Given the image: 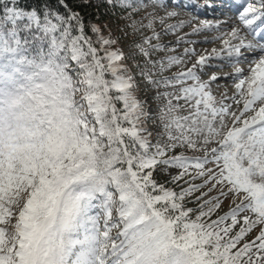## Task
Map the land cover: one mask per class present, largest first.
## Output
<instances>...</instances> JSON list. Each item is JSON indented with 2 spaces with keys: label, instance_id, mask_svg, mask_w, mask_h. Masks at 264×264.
Instances as JSON below:
<instances>
[{
  "label": "snow or ice",
  "instance_id": "obj_1",
  "mask_svg": "<svg viewBox=\"0 0 264 264\" xmlns=\"http://www.w3.org/2000/svg\"><path fill=\"white\" fill-rule=\"evenodd\" d=\"M58 2L67 15L0 0V264H264V55L246 76L224 74L240 77L231 95H214L215 74L201 78L208 60L264 53V43L233 26L219 51L163 75L185 63L151 58L165 47L154 28L163 17L132 20L133 32L152 29L134 47L145 59L139 75L164 100L165 140L153 143L116 40ZM135 2L106 0L133 12ZM237 18L264 41V0H245ZM219 26L204 20L192 32ZM176 148L203 154L168 155ZM160 166L178 171L160 183Z\"/></svg>",
  "mask_w": 264,
  "mask_h": 264
},
{
  "label": "rangeland",
  "instance_id": "obj_2",
  "mask_svg": "<svg viewBox=\"0 0 264 264\" xmlns=\"http://www.w3.org/2000/svg\"><path fill=\"white\" fill-rule=\"evenodd\" d=\"M163 1L165 2V5L163 4L161 0H160V3L155 4V5L152 4L151 0H142V3L144 5H147V7H142L140 6V0H136V2L133 3V8H139L138 11L133 12L131 8H127L126 9L127 12L126 11L123 13L112 12L108 20L97 24L101 27L103 35L108 36L110 33L111 36L116 40V43L111 45L110 47L119 48L125 54V59L122 61V63L126 64L129 67L131 74L134 76V78L136 79L138 83V88L136 89L137 96L141 100L145 101V107L149 114L146 120V127L148 129V132L152 133V136L150 137V139L152 140L153 143H155L157 139H160L161 141L165 140V137L161 134L163 132V129L159 126V120L157 118L158 105L163 104L164 100L163 98H161L160 100H156L154 98L156 89L152 88L151 85L147 84L144 81L143 77L139 75L140 69L136 67V65L137 63H139L141 67H143L145 63V59L142 55H140L137 52L136 48L134 47L135 44L142 43L143 37L150 36L152 34V29L142 28L137 32H133L132 28L128 27L131 21L135 20V21L147 24L148 20L152 16H155L157 18L163 17V22H161L160 19L155 20L154 28L157 33H160L158 40L165 47L163 50L152 53L151 58L155 60V59H158L159 57H163L166 55H177V56L183 55V58L185 60L184 64L172 67L168 71L164 72L163 75H171L174 72L180 71L187 67H191L192 64L196 62V59L198 56H201V55L207 56L210 54V53L208 54L201 53L199 55H196L197 54L196 51L199 45L209 46L210 44L211 45L213 44V46L214 47L216 46L217 50L219 51L220 48L217 47V44L220 43L222 47H223V44L221 42V39L218 37H220L221 33L230 31L231 27L233 26L241 27V35L245 36L246 40H253L252 36L249 35L247 31L242 28L237 18L238 12L240 10V6L238 7L236 11L232 12L228 7L221 8L220 6L221 4H219L221 3V0L220 1L219 0H185L184 2L194 3L196 8H194L193 11L184 12L181 9L182 8L181 4L178 6L174 4L176 0H163ZM216 1L217 2L219 1L218 4H216L217 12L214 15H211V9H210L211 7H205V5L213 6V4ZM187 3H185L184 5H186ZM197 9L202 10L203 15L194 13L195 10ZM121 10H125V9H121ZM168 12H175L176 15L168 16L167 15ZM181 20L188 21L190 25H188L187 27L185 23V26L183 25V27H178L175 31H170V30L165 31L166 25L177 24ZM204 20L212 21L214 23L219 21L220 26L218 28L202 29L201 31H198V32H192L193 27L194 26L198 27L200 25V22ZM138 26L139 25H137V27ZM201 35L206 36L205 38H210L212 35L214 37H217L218 39L213 40L211 42H207V43L199 42L200 40L199 36ZM178 37H182V39H180L179 42H177ZM93 39L95 40L94 36H93ZM237 42L233 41V43H237ZM253 42L255 43L257 41L253 40ZM151 43L152 44L157 43V39H153ZM145 47H147V45H145ZM185 48L194 49V52H190L187 55H184ZM246 54L245 55L247 57L248 55H250L249 53H246ZM261 55H264V53L260 52L255 57V59H258ZM222 58L219 61L215 62L216 64H218L217 67L206 66L203 69L201 78L208 79V77L212 76L213 74L218 76L220 73L224 71L226 72L228 70L236 69V66L237 68H240L242 70L245 68H249L250 61L245 62V61L239 60L238 56L236 57L237 62H235L234 64L235 66H233L232 68L222 66L227 60L225 57L223 59ZM211 60L212 59L208 60L206 64L210 65L209 63ZM207 70L210 71V73H207L206 72ZM247 73H248V70H247ZM239 78L240 77H237L235 81L237 82ZM223 81L224 82L226 81L228 83L227 80H221L220 82H223ZM215 82L211 85V87H212L214 95H217V97L219 98L220 97V94H218L219 89L217 88V85H215L216 84ZM232 83L233 82H230L224 90V92H226L228 95H231L235 91L234 84L232 85ZM163 90L164 89H160V91H163ZM168 90L171 91V89H168ZM158 134H161V135H158ZM182 151L186 152V154L188 155H202L203 154V153H197V152L188 150L186 148H176L172 152H169L168 155H175ZM163 167L164 166H160L157 169V172L161 173L164 176L166 175L165 177H167L166 179L168 180H170L171 175L176 174V172L178 171L177 169H174V168L168 169V171H164ZM185 179H187V177ZM196 182L199 183V181H196ZM180 184H183V181H181ZM169 187H176V186L171 184ZM178 190L179 189L177 188V191ZM201 191H206V189H201ZM194 195H199V192L195 193ZM209 195H216V191L214 190L212 193H209ZM192 199H194V197ZM205 199H207V197H205ZM230 202H231L230 198L228 200H225L224 204L222 205L221 212L227 210ZM187 206L195 208L197 205L195 203L189 202ZM212 218L215 219V216H213Z\"/></svg>",
  "mask_w": 264,
  "mask_h": 264
},
{
  "label": "trees",
  "instance_id": "obj_3",
  "mask_svg": "<svg viewBox=\"0 0 264 264\" xmlns=\"http://www.w3.org/2000/svg\"><path fill=\"white\" fill-rule=\"evenodd\" d=\"M4 2H8V0H4ZM16 3L25 9L39 8L41 6L47 5L48 7L57 9L59 12L67 15L66 9L59 4L58 0H16ZM65 3L72 11L79 12L81 14L86 25L90 23H102L108 20L112 12L123 13L126 11V9L121 10L120 7L110 6L108 3H106V0H89L87 4H84L83 0H65ZM88 34L92 35L90 30L88 31ZM155 173V179L158 182L166 183L168 181V179H166L167 177H165L166 175L164 176L157 171ZM170 185L171 184H167L168 187Z\"/></svg>",
  "mask_w": 264,
  "mask_h": 264
},
{
  "label": "bare ground",
  "instance_id": "obj_4",
  "mask_svg": "<svg viewBox=\"0 0 264 264\" xmlns=\"http://www.w3.org/2000/svg\"><path fill=\"white\" fill-rule=\"evenodd\" d=\"M162 2H163V4L165 5V2L163 1V0H161ZM185 0H176V2L174 3V4H176L177 6L178 5H180L181 4V6H182V10L185 12H190V11H193V9L194 8H196L195 7V4L194 3H187V2H184ZM202 2V1H201ZM219 2V1H218ZM218 2L216 1L214 4H213V7H211L210 9H211V15H214L216 12H217V9H216V4H218ZM185 3H187L185 6H184V4ZM224 3H226L227 4V6L229 7V9H231L232 11H234L233 9L234 8H236L238 5H239V1H235V0H225V2ZM236 6V7H235ZM232 7H234V8H232ZM219 10V9H218ZM194 13H196V14H200V15H203V12H202V10H200V9H197V10H195V12ZM234 14V13H233ZM184 15V14H183ZM217 17V16H216ZM191 23V22H190ZM188 25H190L189 24V22H187L186 23V26L188 27ZM184 26H185V24H184ZM203 32V31H202ZM206 36H204V35H201V36H199V38H200V40H199V42H211V41H213V40H217L218 38L217 37H214V36H212L211 35V37L210 38H205ZM198 38V39H199ZM237 42V41H236ZM217 47L218 48H220L221 49V44L219 43V44H217ZM213 49H216L217 50V48H216V46L214 47L213 46V44L211 45H209V46H205V45H199V47L197 48V54L196 55H199V54H201V53H206V54H208V53H212V50ZM219 49V50H220ZM243 51V55L242 56H238L239 57V60H242V61H245V62H247V61H252V60H254L255 59V57L260 53V51H259V49H256L255 51H251V50H248V49H243L242 50ZM246 53H249L250 55H248V57L246 56L247 54ZM246 54V55H245ZM226 58L227 60H226V62L224 63V65H222V66H226V67H230V68H232L233 66H235L234 64H235V62H237L236 61V57H232V58H228L227 57V55L225 54V55H223V56H221L220 58H213L211 61H210V67H217L218 66V64H216L215 62H217V61H219L221 58ZM222 58V59H223ZM220 67V66H219ZM236 68H237V66H236ZM245 68V67H244ZM247 70H249V68H245V69H243V75H248V73H247ZM235 71V69L234 70H228V71H224V72H222V73H220L219 75H218V79H217V81L215 82L216 84L215 85H217V88L219 89V93L218 94H222V93H225L224 92V90H225V88H226V86L230 83V82H233L232 83V85L233 84H235L236 83V81H235V79L237 78V77H232V76H225L224 74L225 73H229V74H231V73H233ZM207 73H210V71H206ZM221 80H227L228 81V83L225 81H223V82H220ZM217 96V95H216Z\"/></svg>",
  "mask_w": 264,
  "mask_h": 264
}]
</instances>
